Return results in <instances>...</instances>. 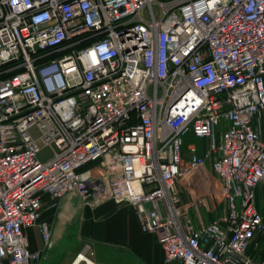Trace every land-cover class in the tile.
Returning <instances> with one entry per match:
<instances>
[{
    "label": "built area",
    "instance_id": "1",
    "mask_svg": "<svg viewBox=\"0 0 264 264\" xmlns=\"http://www.w3.org/2000/svg\"><path fill=\"white\" fill-rule=\"evenodd\" d=\"M260 185L264 0H0V264L70 194L131 205L167 263L264 264Z\"/></svg>",
    "mask_w": 264,
    "mask_h": 264
},
{
    "label": "crops",
    "instance_id": "2",
    "mask_svg": "<svg viewBox=\"0 0 264 264\" xmlns=\"http://www.w3.org/2000/svg\"><path fill=\"white\" fill-rule=\"evenodd\" d=\"M47 201L41 221L50 225V245L37 228L27 230L31 250L42 252L34 264H87L80 262L79 255L90 258L93 264H181L165 261L156 236L142 231L131 205L106 200L90 207L74 194L54 206ZM218 213L205 212L204 220L211 221ZM191 216L199 225V218Z\"/></svg>",
    "mask_w": 264,
    "mask_h": 264
},
{
    "label": "rangeland",
    "instance_id": "3",
    "mask_svg": "<svg viewBox=\"0 0 264 264\" xmlns=\"http://www.w3.org/2000/svg\"><path fill=\"white\" fill-rule=\"evenodd\" d=\"M31 134L35 140H37L40 146L39 159L41 162H47L50 159L51 149L46 147L41 140V133L37 127L31 130ZM257 206L259 210L264 214V185H260L257 189ZM259 252L264 254V240L260 243ZM90 259V258H89ZM92 261V260H91Z\"/></svg>",
    "mask_w": 264,
    "mask_h": 264
},
{
    "label": "bare ground",
    "instance_id": "4",
    "mask_svg": "<svg viewBox=\"0 0 264 264\" xmlns=\"http://www.w3.org/2000/svg\"><path fill=\"white\" fill-rule=\"evenodd\" d=\"M83 258V257H82ZM82 258H79V260L81 261Z\"/></svg>",
    "mask_w": 264,
    "mask_h": 264
}]
</instances>
